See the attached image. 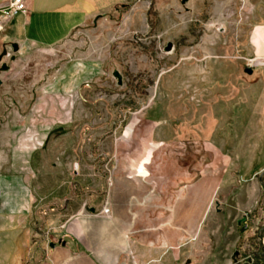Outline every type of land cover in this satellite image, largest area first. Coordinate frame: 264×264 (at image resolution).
Here are the masks:
<instances>
[{"label": "rangeland", "instance_id": "obj_1", "mask_svg": "<svg viewBox=\"0 0 264 264\" xmlns=\"http://www.w3.org/2000/svg\"><path fill=\"white\" fill-rule=\"evenodd\" d=\"M181 1L94 0L56 46L0 43V171L32 180L34 264L69 217L109 216L124 166L165 206L210 186L194 232L142 264H264V59L249 65L264 0Z\"/></svg>", "mask_w": 264, "mask_h": 264}, {"label": "crops", "instance_id": "obj_2", "mask_svg": "<svg viewBox=\"0 0 264 264\" xmlns=\"http://www.w3.org/2000/svg\"><path fill=\"white\" fill-rule=\"evenodd\" d=\"M93 15L94 0H28L26 13L8 22L0 43L2 47L16 43L20 55L50 48L64 42ZM251 38L256 58L264 59V23L253 27ZM28 145L22 149L35 151ZM21 171H0V264H34L30 223L34 190L30 175ZM128 171L126 166L115 167L111 176L109 216L75 214L62 224L61 243L57 241L49 252V264H132L133 258L138 260L135 264H142L143 256L162 254L165 244L173 247L194 232L195 211H202L199 219L203 213L195 198L207 195L209 185L192 186L185 196L165 206L163 196L150 199L149 187ZM145 240L152 245L143 246Z\"/></svg>", "mask_w": 264, "mask_h": 264}, {"label": "built area", "instance_id": "obj_3", "mask_svg": "<svg viewBox=\"0 0 264 264\" xmlns=\"http://www.w3.org/2000/svg\"><path fill=\"white\" fill-rule=\"evenodd\" d=\"M28 0H4L0 4V35L4 32L8 22L15 16L26 13ZM261 63L260 59L253 60L249 63L252 65H259ZM108 213L107 210H104Z\"/></svg>", "mask_w": 264, "mask_h": 264}, {"label": "water", "instance_id": "obj_4", "mask_svg": "<svg viewBox=\"0 0 264 264\" xmlns=\"http://www.w3.org/2000/svg\"><path fill=\"white\" fill-rule=\"evenodd\" d=\"M181 2L184 3L185 0H182ZM10 47H11V49H12L13 54L16 53V52L18 51V46H17L16 43H11V44H10ZM170 50H171V44L169 43V44H167V46H166V48L164 49V51H165V52H169ZM6 54H7L6 50L3 49L2 53L0 54V59H1L3 56H6ZM11 60H14V55L11 56ZM8 68H9L8 65H7L6 63L3 62V63H1V65H0V72L7 71ZM244 72H245L246 74H251L252 69H251L250 67H246V68L244 69ZM113 76L117 78V80H118V84H120V76H119L118 72L114 71V72H113ZM89 212H91V213L94 212V209H93V208L89 209ZM58 243H61V242L58 241ZM62 245H64L63 242H62ZM50 247H53V244H50Z\"/></svg>", "mask_w": 264, "mask_h": 264}, {"label": "trees", "instance_id": "obj_5", "mask_svg": "<svg viewBox=\"0 0 264 264\" xmlns=\"http://www.w3.org/2000/svg\"><path fill=\"white\" fill-rule=\"evenodd\" d=\"M246 264H248V263H246ZM260 264V263H259Z\"/></svg>", "mask_w": 264, "mask_h": 264}]
</instances>
